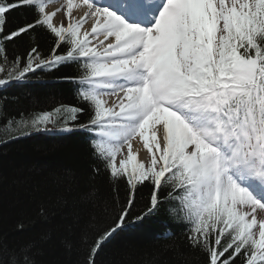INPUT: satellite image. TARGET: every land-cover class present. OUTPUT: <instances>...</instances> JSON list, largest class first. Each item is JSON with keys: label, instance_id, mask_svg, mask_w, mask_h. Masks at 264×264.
I'll return each instance as SVG.
<instances>
[{"label": "snow or ice", "instance_id": "obj_1", "mask_svg": "<svg viewBox=\"0 0 264 264\" xmlns=\"http://www.w3.org/2000/svg\"><path fill=\"white\" fill-rule=\"evenodd\" d=\"M59 4L48 11V0H0V32L12 11L27 7L35 13L33 22L4 40L37 27L55 38L52 58L33 48L28 62L20 67L17 57L7 75L22 82L36 68L77 63L83 69L79 92L92 115L81 124L75 113L83 108L61 105L8 124L18 132L13 139L47 132L49 124L57 126L61 109L70 107L75 123L60 131L89 133L93 155L110 180L124 179L133 190L116 227L96 241L90 264L103 242L126 226L136 186L145 181L152 194L134 222L155 215L171 198L170 214L209 264H237V257L243 264H264V219L256 217L258 208L264 210V0ZM61 46L66 51L57 53ZM105 97L115 100L109 106ZM133 141L146 150L143 162ZM35 248L33 242L19 256L13 253L12 264H36Z\"/></svg>", "mask_w": 264, "mask_h": 264}, {"label": "trees", "instance_id": "obj_2", "mask_svg": "<svg viewBox=\"0 0 264 264\" xmlns=\"http://www.w3.org/2000/svg\"><path fill=\"white\" fill-rule=\"evenodd\" d=\"M34 20L35 13L27 7L7 16L0 32V68L5 72L17 57L20 67L26 64L33 48L45 59L53 53L55 38L40 27L11 41L3 39ZM65 51L63 46L57 49V53ZM80 70L77 63L36 68L22 82L0 72V79L6 78V84L0 85V264H12L13 253L19 256V250L33 242L36 264H90L96 241L116 227L121 210L128 206L133 190L124 179L110 180L85 132L75 127L60 131L75 123L70 107L84 109L75 113L81 124L92 115L78 97L77 85L67 82L79 77ZM61 105L70 107L61 109L58 132L31 131L12 138L18 132L11 130L9 121L51 113ZM151 194L150 182L136 186L126 226L103 242L95 264H209L208 255L189 246L185 226L170 214L171 198L155 215L134 222L136 215L146 211ZM227 238L226 233L222 243ZM236 261L243 264V257Z\"/></svg>", "mask_w": 264, "mask_h": 264}, {"label": "bare ground", "instance_id": "obj_3", "mask_svg": "<svg viewBox=\"0 0 264 264\" xmlns=\"http://www.w3.org/2000/svg\"><path fill=\"white\" fill-rule=\"evenodd\" d=\"M60 6L59 4V0H48V11H52L55 7ZM78 10L74 9V15L76 14ZM60 13L57 14V17L54 18V23H56L59 18H60ZM88 26L85 25V28H87ZM6 80V78H5ZM115 100V97H112L111 102H113ZM126 149V148H125ZM133 150L134 152H138V160L143 162L145 160V156H146V150L142 148V144L138 143V141H133Z\"/></svg>", "mask_w": 264, "mask_h": 264}, {"label": "rangeland", "instance_id": "obj_4", "mask_svg": "<svg viewBox=\"0 0 264 264\" xmlns=\"http://www.w3.org/2000/svg\"><path fill=\"white\" fill-rule=\"evenodd\" d=\"M34 63H36V61H34ZM0 72L4 73V74H2L3 76H8L7 75L8 72H5V70H2L1 68H0ZM48 128L50 130L51 128H54V127L51 124H49ZM124 154H126V149H124V151L121 153V156L124 155ZM245 210H247V209H245ZM256 217H257L258 220L264 219V210H261V209L258 208L257 211H256ZM249 219H250V217H249Z\"/></svg>", "mask_w": 264, "mask_h": 264}]
</instances>
